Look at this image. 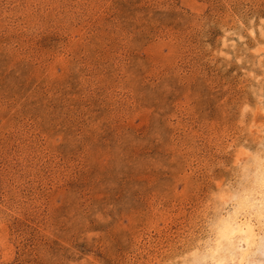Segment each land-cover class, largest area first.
Here are the masks:
<instances>
[{
    "label": "rangeland",
    "instance_id": "rangeland-1",
    "mask_svg": "<svg viewBox=\"0 0 264 264\" xmlns=\"http://www.w3.org/2000/svg\"><path fill=\"white\" fill-rule=\"evenodd\" d=\"M263 180L264 0H0V264H264Z\"/></svg>",
    "mask_w": 264,
    "mask_h": 264
},
{
    "label": "bare ground",
    "instance_id": "bare-ground-1",
    "mask_svg": "<svg viewBox=\"0 0 264 264\" xmlns=\"http://www.w3.org/2000/svg\"><path fill=\"white\" fill-rule=\"evenodd\" d=\"M263 184H264V180L262 181V185ZM249 221L246 220L242 221L240 219L236 221L232 217H230L229 220L224 224V233L226 236H229L231 239L232 237H234V235H237L238 240L237 238L236 240L238 241V243H240L241 240H244V244L246 246L245 251H243L244 254H246L247 252L246 250L250 248L251 243L255 240V234H256L253 224H251ZM241 247L242 245L239 247V249Z\"/></svg>",
    "mask_w": 264,
    "mask_h": 264
}]
</instances>
